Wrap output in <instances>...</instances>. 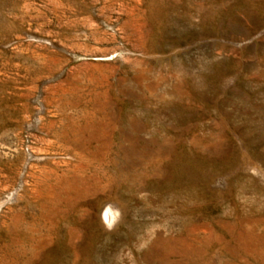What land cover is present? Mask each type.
<instances>
[{
  "label": "rangeland",
  "instance_id": "rangeland-1",
  "mask_svg": "<svg viewBox=\"0 0 264 264\" xmlns=\"http://www.w3.org/2000/svg\"><path fill=\"white\" fill-rule=\"evenodd\" d=\"M0 264H264V0H0Z\"/></svg>",
  "mask_w": 264,
  "mask_h": 264
},
{
  "label": "bare ground",
  "instance_id": "bare-ground-1",
  "mask_svg": "<svg viewBox=\"0 0 264 264\" xmlns=\"http://www.w3.org/2000/svg\"><path fill=\"white\" fill-rule=\"evenodd\" d=\"M55 44V43H54ZM44 51L45 52V57H44V60L47 62L46 64L49 65L50 67L51 66H54L57 62V56H58V53L61 55V52H59V49L56 48L55 45H52V46H49V47H45L44 48ZM59 57V56H58ZM60 59V58H59ZM64 61V60H63ZM62 61V62H63ZM65 63V62H64ZM61 64V63H60ZM66 64V63H65ZM64 64V65H65ZM58 65V64H57ZM48 67V66H47ZM55 67V66H54ZM44 68V67H43ZM60 68V67H59ZM45 69V68H44ZM50 69V68H49ZM43 71V70H42ZM45 71V70H44ZM46 72V71H45ZM49 72V71H48ZM47 72V74H48ZM38 73V72H37ZM39 73H41L39 71ZM29 74V73H28ZM64 236V235H63ZM91 254V253H90Z\"/></svg>",
  "mask_w": 264,
  "mask_h": 264
}]
</instances>
